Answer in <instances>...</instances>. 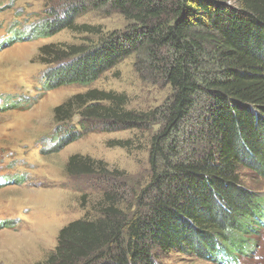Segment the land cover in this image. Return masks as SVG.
<instances>
[{"label": "trees", "instance_id": "16d2710c", "mask_svg": "<svg viewBox=\"0 0 264 264\" xmlns=\"http://www.w3.org/2000/svg\"><path fill=\"white\" fill-rule=\"evenodd\" d=\"M108 1L130 29L89 49L43 46L41 60L58 63L45 72L44 89L89 85L128 55L143 57L170 84L164 105L135 112L125 108V94L95 88L56 106L54 118L58 132L76 112L81 127L91 119L112 121L109 130L160 124L150 150L153 178L130 215L112 207L100 219L74 220L38 264H162L161 253L172 251L243 264L264 229V193L241 176L246 168L264 177V0ZM81 10L70 4L64 16L51 12L38 35L78 29ZM69 128L55 150L80 138ZM101 164L73 154L67 170L92 173Z\"/></svg>", "mask_w": 264, "mask_h": 264}, {"label": "rangeland", "instance_id": "374dc122", "mask_svg": "<svg viewBox=\"0 0 264 264\" xmlns=\"http://www.w3.org/2000/svg\"><path fill=\"white\" fill-rule=\"evenodd\" d=\"M70 4L82 7L74 18L78 29L38 35L51 12L64 16ZM82 25L93 29L85 31ZM130 27V20L108 0H0V264L45 262L62 228L78 219H100L106 208L130 215L151 183L150 150L160 124L118 125L109 130L112 121L91 119L81 127L76 112L58 132L54 118L56 106L95 88L125 94V108L135 112L164 105L172 92L170 84L157 77L143 57L128 55L89 85L44 89L45 72L58 63L41 60L43 46L89 49ZM71 126L79 130L80 138L55 150L57 135ZM73 154L103 164L92 173L71 175L67 164ZM241 176L248 188L264 193V177L246 168ZM5 221L10 222L2 225ZM254 239L258 251L243 264H264V229ZM160 260L162 264H232L225 255L209 260L178 251L161 253Z\"/></svg>", "mask_w": 264, "mask_h": 264}]
</instances>
